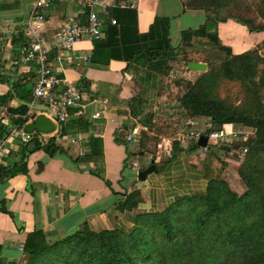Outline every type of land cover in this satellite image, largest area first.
Masks as SVG:
<instances>
[{
    "label": "trees",
    "instance_id": "trees-1",
    "mask_svg": "<svg viewBox=\"0 0 264 264\" xmlns=\"http://www.w3.org/2000/svg\"><path fill=\"white\" fill-rule=\"evenodd\" d=\"M195 2L205 10L206 18L197 28L182 30L180 46L171 44L170 18L156 17L145 33L138 32L135 19L112 25L108 37L97 42V49L118 51L119 59L128 62L127 69L142 72V93L133 97L130 110L151 131L153 114L144 111L145 95L157 89L180 48L192 45L195 38L200 40L198 44L203 45L206 40L216 47V54L204 60L207 69L194 81L185 82L177 108L183 118L209 122L211 128L230 124L254 129V134L240 144L248 148L238 169L245 190L238 194L223 178L225 162L217 149L226 147L218 146L209 150L204 159L202 176L207 185L203 192L178 196L162 210L147 211L140 209L142 195L133 188L115 205L130 223L94 230L84 221L72 233L54 239L37 228L25 238L20 263L0 257V264H264V51L260 52L257 46L236 53L222 43L218 34V24L229 20L242 24L249 32L263 33L264 0H256L254 4L259 20L246 16L244 10L232 12L226 0ZM123 12L135 17L130 9ZM112 58L109 53L104 62ZM93 61L96 62V56ZM188 61L194 60L185 61L187 71H192L187 68ZM1 70L0 64L3 80ZM21 84L12 82V90L19 100L31 101L17 93ZM233 88L236 92H231ZM12 90L3 97L4 102L13 98ZM28 109L20 103L9 109L10 113L18 114L16 124L24 121ZM58 133L64 134L63 125ZM56 136L43 142L39 132L31 133V138L22 145L23 156L19 161L0 162V183L25 173L29 152L45 147L53 155ZM100 143L99 138L91 139L88 156L102 155ZM198 147V142H190L189 150ZM182 150L180 142L173 140L169 159ZM0 211L12 216L1 198Z\"/></svg>",
    "mask_w": 264,
    "mask_h": 264
},
{
    "label": "crops",
    "instance_id": "crops-1",
    "mask_svg": "<svg viewBox=\"0 0 264 264\" xmlns=\"http://www.w3.org/2000/svg\"><path fill=\"white\" fill-rule=\"evenodd\" d=\"M97 1L101 4L90 7L76 0H52L45 12L47 31L51 33L54 28L69 21L86 24L89 11L94 10L102 19V36L99 39L86 37L74 44L78 54L89 57L88 61L80 64L68 59L56 61V50L50 52L52 69L65 78L64 84L83 93L86 107L81 116L75 113V108L70 109L66 121L54 127L52 132H39L43 142L57 135L53 155L45 147L29 152L25 159V173H18L0 183V198L5 200L6 209L12 213L11 216L0 211V257L6 261H22L24 253L19 246L23 245L27 234L37 228L47 231L54 239L72 233L84 221L94 230L124 224L125 214L118 211L115 205L133 188L140 190L142 202L139 206L147 211L162 210L178 196L203 192L206 188L207 181L202 176L206 155L200 153L199 147L189 150L187 145H182V152L173 159H169L171 153H167L166 149L160 150L154 157L150 155L157 169L149 172L144 180H136L135 175L144 168L136 167V174L132 160L139 156L135 149L141 145L144 133L151 134L130 110L131 100L137 95L135 83H142V72L127 69L128 62L119 59L118 51L105 49L99 52L97 49V42L108 37V29L112 25L133 22V19L138 32L145 33L156 17H168L170 39L175 30L176 42L180 41L182 30L197 28L204 22L205 10L196 0H135V6H126L125 0ZM33 3L34 0H0V64L4 77L0 80V107L7 108L6 120H3L4 113L0 111V146L5 148L0 153L3 164L19 161L25 143L15 139V134H10V130L18 125L14 122L18 114L10 113L9 109L16 108L20 103L12 90V82L20 81L22 84L16 91L26 96L23 85L31 80L32 100L21 101L45 104L33 97L36 64L22 65L19 62V47L26 39L23 35L24 23L33 9ZM127 9L134 11L135 17L123 12ZM111 19H115L116 23L111 24ZM225 24H218L219 36ZM176 42L171 39L172 46ZM104 53L106 56L111 53L114 58L104 62ZM95 56L96 62L93 61ZM11 90L13 98L4 102L3 97ZM101 99L108 100L105 112L101 117L92 118V113L103 108L99 104ZM147 110L146 105L144 111ZM33 111L35 114V109H28L31 115ZM200 122L197 120V125ZM61 125L64 126V134L59 136ZM135 128L138 129L139 141L132 143L126 140V136ZM93 138H99L101 142L102 155L99 158L88 156ZM213 148L217 147L209 150ZM220 151L217 149L218 155Z\"/></svg>",
    "mask_w": 264,
    "mask_h": 264
},
{
    "label": "built area",
    "instance_id": "built-area-1",
    "mask_svg": "<svg viewBox=\"0 0 264 264\" xmlns=\"http://www.w3.org/2000/svg\"><path fill=\"white\" fill-rule=\"evenodd\" d=\"M52 0H34L33 9L24 23L23 35L26 38L19 47L20 63L28 65L36 64L37 78L33 88V97L36 101L42 100L50 109V112H43L36 110L35 114L27 112L23 116L24 121L21 124L14 126L10 130V134H18L21 141H28L31 138V133L25 131L26 123L32 122L37 115L44 114L50 121L53 122L54 127L66 121L69 117L70 109L75 108V113L78 116L83 114L86 107L85 97L80 90L64 84L66 82L64 77L58 76L52 69L50 64V52L55 49L56 61H63L64 59L73 60L76 64L88 61L87 55H80L74 48V44L83 38L99 39L102 36V19L97 12L90 10L88 13V20L86 24H79L74 21L66 22L53 29L51 33L47 31V18L45 12ZM82 5L94 7L101 4L97 0H76ZM126 6H135V0H125ZM107 11H105V14ZM111 24H115L116 20L111 19ZM107 99H101L99 104L103 107L91 114L92 118L101 117L104 112ZM0 111L7 112L6 107H0ZM191 129L183 137H178L175 140L179 142H198L201 136L206 137V144L199 146L201 154H206L212 146H228L229 151H236L238 161L242 162L243 157L246 156L247 146L240 145L242 142L252 136L254 129L246 127H235L230 124H223L219 128H211L208 122H202L201 126H197V121L190 120L188 122ZM250 130V131H249ZM186 137L185 139H183ZM126 140L132 143L139 141L138 129H131L126 136ZM168 147H164L167 153H171L170 142ZM3 144V143H2ZM234 144H238L234 146ZM231 145V146H230ZM3 145L0 146V153L4 152ZM133 167L138 165L137 162H132ZM19 250H23V245L19 246Z\"/></svg>",
    "mask_w": 264,
    "mask_h": 264
},
{
    "label": "rangeland",
    "instance_id": "rangeland-1",
    "mask_svg": "<svg viewBox=\"0 0 264 264\" xmlns=\"http://www.w3.org/2000/svg\"><path fill=\"white\" fill-rule=\"evenodd\" d=\"M226 2H228L229 9L232 12L239 13L244 10V14L246 16H253L256 18V20H259L256 15L254 5L256 0H226ZM225 23L226 24L224 25V27L220 30L221 36L219 37L222 43L231 46L234 52H243L257 46L260 49V52L264 51V33L252 32L253 34H251L245 26L236 23L233 20H229ZM177 38L178 37L174 30L171 33V39L173 42H176ZM199 41V39L195 38L192 45H185L183 48H180L177 58L174 61L170 62L171 70L167 75H164L160 78V83L157 89L149 91L148 94L145 95L146 105L148 106V110L146 112H150L153 114V126L151 128V134L149 135L146 133V135H144L142 138L141 145H139L137 149H135L136 151H138L137 156L139 157L133 159L132 161L138 163L136 167H147V165L151 161L150 155L154 157L160 150L164 151V147H167L170 144L168 140L170 142H173V140H175L176 138L183 137L187 133V131H189V129L193 127L188 124L190 120L183 118L181 113L179 112L177 108V98L181 94L182 89H184L185 82L194 81L203 72L199 70L187 71L185 61L187 59H190L194 61L204 62V60L208 59L209 57L211 58L213 57L212 55L216 54V47H211L212 44L210 42L203 40V45H201L198 44ZM180 42L181 41H177L174 44V47L180 46ZM177 81L180 82L178 85L176 83ZM23 86L24 91L26 92V96L30 98V89L32 88L31 80L26 81ZM135 89L137 95L141 94L142 83L137 81L135 83ZM231 92H236V88L231 89ZM236 103H238V101ZM34 112L35 111H33L32 114H34ZM6 115L7 114L4 113L3 120H6ZM208 124L211 125V123L209 122ZM201 125L202 123L194 126V128ZM253 134L254 132L252 133V135ZM13 137L15 139L19 138L18 134H15ZM185 138L186 137H184L183 139ZM180 144L181 146L183 145L186 147L187 145L188 147L190 145V142H188L187 140V143L180 142ZM128 145H131V143H128ZM237 145L238 144H234V146ZM227 147L222 148V151L219 152L221 159L222 155H225L226 157L225 158L223 156L224 159H222L225 162L222 176L225 181H227L232 190L236 191L238 194H241L245 190L244 183L242 182L238 174V169L241 162L238 161V156L235 154L236 151H229V148ZM244 158L245 156L243 157V159ZM136 167L133 168L137 174L138 169H135ZM135 178L136 180L138 179L137 175H135ZM124 223L130 222L125 220Z\"/></svg>",
    "mask_w": 264,
    "mask_h": 264
},
{
    "label": "water",
    "instance_id": "water-1",
    "mask_svg": "<svg viewBox=\"0 0 264 264\" xmlns=\"http://www.w3.org/2000/svg\"><path fill=\"white\" fill-rule=\"evenodd\" d=\"M187 68L189 70H199V71H205L207 69V64L205 62L201 61H188L187 62ZM20 103L26 105L29 108L35 109V110H40L43 112H50L51 109L45 105V104H34L31 102H24L20 100ZM24 129L27 132H33V131H38L42 133H49L54 130V124L52 121H50L47 117H45L44 114H39L33 122H29L25 124ZM206 144V137L201 136L198 140V145L203 146ZM157 169V166L154 163V160H151L150 164L140 170L137 174L138 179L144 180L149 172L152 170Z\"/></svg>",
    "mask_w": 264,
    "mask_h": 264
}]
</instances>
